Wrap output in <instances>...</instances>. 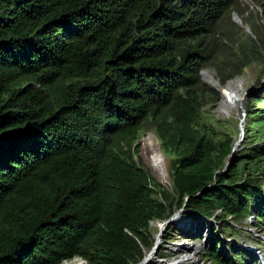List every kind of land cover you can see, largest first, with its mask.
I'll use <instances>...</instances> for the list:
<instances>
[{"label": "trees", "instance_id": "trees-1", "mask_svg": "<svg viewBox=\"0 0 264 264\" xmlns=\"http://www.w3.org/2000/svg\"><path fill=\"white\" fill-rule=\"evenodd\" d=\"M248 1L0 0V264H141L151 224L183 209L241 223L257 207L264 231V91L247 112L254 151L227 167L233 136L205 114L220 93L201 76L264 77V0ZM150 130L171 188L137 143ZM216 233L213 264L257 260Z\"/></svg>", "mask_w": 264, "mask_h": 264}, {"label": "rangeland", "instance_id": "rangeland-1", "mask_svg": "<svg viewBox=\"0 0 264 264\" xmlns=\"http://www.w3.org/2000/svg\"><path fill=\"white\" fill-rule=\"evenodd\" d=\"M242 1L253 9L248 0ZM235 16L234 14V22ZM242 29L245 31L244 34H252L249 27ZM207 71H212V73L208 77L205 74V82L203 81L205 85L211 88L216 85L220 86L221 83L217 72L212 68L203 72ZM231 84H235L236 88L240 89L241 95H239L242 97L241 110L229 115L225 114L224 108L220 106V103L226 99V96L222 94L221 90H217L220 93V101L216 106L207 107L204 112L210 115L216 123L221 124V130H229V134H232L235 155L243 153L251 156L255 146H249L246 139L247 112L255 107L252 102L259 98L264 91L262 69L257 66L250 67L246 69L241 77L228 81L225 86H230ZM221 87L224 86L221 85ZM253 110L257 112L260 109L256 107ZM137 143L141 146L144 156L150 161L151 167L159 181L166 187L171 188L170 167L172 158L163 150L155 132L152 130L146 131L140 136ZM259 147L264 148V142L260 143ZM232 161L233 158H230L227 162V167L231 165ZM257 212L258 208L255 207L252 209V217L244 222L234 223L231 219L222 222L214 218L208 220L183 209L170 220L169 224L160 221L151 224L154 248L150 251L146 250L147 255L153 253L154 257L151 261L158 264H213L204 257V253L211 247V229L214 227L217 230L216 238H219L221 251L234 253L238 249H246L251 256L257 255V260H254L255 262L252 264H264V231L260 230L254 223ZM218 215L220 216L221 214L218 213ZM170 227H172L171 232H169ZM160 249H164L163 256L165 259L157 258L156 255ZM84 263L87 264L85 261Z\"/></svg>", "mask_w": 264, "mask_h": 264}, {"label": "bare ground", "instance_id": "bare-ground-1", "mask_svg": "<svg viewBox=\"0 0 264 264\" xmlns=\"http://www.w3.org/2000/svg\"><path fill=\"white\" fill-rule=\"evenodd\" d=\"M211 73L212 71H207L204 73L203 77H205V74L208 77ZM219 87L221 88L220 90L222 91V94L226 96V99L220 103L221 104L220 106L224 108V113L229 115L230 113H233V112H239L242 108V97L240 96L241 95L240 89H237L235 84H231L230 86H224V87L219 86ZM147 257H150L152 260L154 257V254L149 253ZM63 264H85V263L81 258H76L74 260L64 262Z\"/></svg>", "mask_w": 264, "mask_h": 264}, {"label": "water", "instance_id": "water-1", "mask_svg": "<svg viewBox=\"0 0 264 264\" xmlns=\"http://www.w3.org/2000/svg\"><path fill=\"white\" fill-rule=\"evenodd\" d=\"M261 15L263 16L264 15V11L262 10L261 11ZM235 22L237 23V25L239 26V27H241V28H244V26H243V24H242V21H240L239 19H237V17L235 16ZM263 24H264V21H263ZM245 29H246V27H245ZM248 30V29H247ZM203 73L204 72H202V79H203V81L205 82V79H204V77H203ZM220 86H221V84H220ZM214 89H216V90H218V91H220V87L219 86H214L213 87ZM234 155H235V148H234V150H233V154H232V156H231V158H233L234 157ZM169 222H170V220L169 221H165V224H169ZM85 261V260H84ZM86 262V261H85ZM151 262V258L150 257H146L145 258V260L141 263V264H149ZM87 263V262H86Z\"/></svg>", "mask_w": 264, "mask_h": 264}, {"label": "clouds", "instance_id": "clouds-1", "mask_svg": "<svg viewBox=\"0 0 264 264\" xmlns=\"http://www.w3.org/2000/svg\"><path fill=\"white\" fill-rule=\"evenodd\" d=\"M201 76H202V73H201ZM203 80V79H202Z\"/></svg>", "mask_w": 264, "mask_h": 264}]
</instances>
